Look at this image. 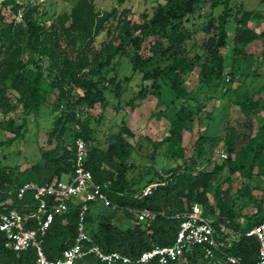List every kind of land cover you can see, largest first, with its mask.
Returning a JSON list of instances; mask_svg holds the SVG:
<instances>
[{
  "label": "trees",
  "instance_id": "trees-1",
  "mask_svg": "<svg viewBox=\"0 0 264 264\" xmlns=\"http://www.w3.org/2000/svg\"><path fill=\"white\" fill-rule=\"evenodd\" d=\"M92 1L78 0L68 13L64 12L58 15L48 24L40 18L28 17L23 10L22 21L17 24H14V21L6 23L0 14V51L4 54L0 60V111L2 113L14 112L17 109V104L11 103L6 95L7 88L14 91L17 102L24 112L38 113L45 97V90L40 87L42 67L39 64L44 59L48 61V70L53 74V80L50 81L49 86L55 88L58 94L54 103L55 107L58 106L57 102L60 99L68 97L67 88L64 86L65 80L68 78L72 88L82 89V95L74 101L75 105L86 103L92 107L96 102H99L100 106L104 108L102 91L94 87L95 84L89 79V76L100 74L113 62L115 56L124 53L131 55L132 71L140 72L143 82L150 81L149 87L146 85L140 87L137 99L142 100L148 94H152L158 76L167 80L177 97L185 96L183 75L193 71L200 56L195 54L193 57H189L184 54L182 45L184 37L176 35L178 26L174 25L172 21H179L186 14L192 13L201 0H165L164 3L158 4L150 15L142 14L143 23L132 24L131 28L137 32L136 35H133L130 30L123 29L122 34L130 41V51H125L120 44L116 46L107 44L101 49H93V63L88 64L83 57L85 51L88 49L92 37L100 31L101 23L108 15L107 13L99 15L94 9ZM209 2L210 9L221 5L222 12L215 24L210 20L209 25L205 28V31L212 29V35L202 43V48L208 54L206 56L209 57L208 61L201 66L198 79L207 87H217L224 80L225 74L230 75L231 72L225 71V61L219 53V48L227 44L226 24L229 22L230 6L229 0H209ZM259 2L264 4V0H259ZM253 14L251 11H242L240 14L236 12L235 27L231 35L233 52L243 53L246 45L264 39V26L260 32L249 26ZM150 35L163 38L167 44L169 43V47H166L164 52H170L171 60L161 69L143 71L142 69L148 65V62L139 53L144 38ZM71 56L74 59L82 56V59L80 58L76 63L75 70L70 62ZM30 64L33 67H30ZM87 64L90 66L89 69L85 73H79L81 69H86ZM5 81L8 82L7 86L4 85ZM159 103L160 100L157 101V104ZM240 106L242 111L260 116L258 127L255 133L248 137L239 148H234L230 139L226 141L229 154L226 159L222 160L224 161L223 165L230 173L240 171L243 176L248 177L255 170V174L263 176L264 99L242 101ZM188 115L189 113L171 120L168 134L161 141H155L156 145L169 141L173 148V155L180 159V163L170 169L168 177H159L150 194L146 196H141L140 191L151 182L145 183L136 194L125 191L127 185L121 172L123 161L128 156L126 150L128 143L121 133L113 136V141L108 144L105 150L94 148L90 151L88 148L86 166L96 183L102 185L110 182L104 192L110 201V206L116 205L114 206L116 213L101 218L96 228L88 230L86 228V231L92 243L99 246L102 251H118L129 258L126 263L117 261L112 264H158L155 259L147 263H139L137 258L144 250L172 244L180 222V218H177L176 215L180 216L187 212L192 204L201 205L204 213L212 218L214 227L219 231L222 229L219 224H223L227 219L230 220L233 217L228 203L219 199L217 189H215L212 201L207 196L212 188L211 182L216 175L214 171H201V167L204 163L207 164L211 161L212 156L197 167L194 165L196 160H194L193 154L190 157L184 155L181 143L183 131L190 130L185 120ZM77 118L78 113L75 111L71 110L64 114L62 111L60 117L54 122V129L50 134L55 132L61 120L64 124L75 122L79 126L80 133L74 138L80 137L87 143L91 130L86 120L79 121ZM63 133L64 126L62 125L58 129L56 137H62ZM204 141L205 137L201 136L198 137L196 143L200 144ZM196 151L197 158L200 159V153L203 154L202 146L197 145ZM41 157L42 163L31 165L20 171L17 176L4 173V170L0 168V212L10 209L24 211L26 204L32 205L33 200L30 192L25 193L22 199L16 197L15 190L23 183L42 184L54 179L69 177L74 165L73 140L68 147H61L59 155L42 151ZM115 173L118 175L116 176ZM8 200L9 204L6 203ZM211 205L219 210L217 215H213L214 209ZM209 207L212 214H209ZM90 209L86 213L85 226L91 219ZM132 209L150 210L155 216L146 221H136L132 225L122 220L118 225L114 221L121 216L119 212L129 218L135 217L134 213L130 211ZM77 212L78 206L69 204L67 211L57 215L47 229L43 247L48 258L57 257L64 248L73 242ZM263 221L264 214L254 216L252 221H248L246 226L239 230V237L236 241L225 243L216 250H212L210 256L201 246H194L185 253V261L182 264H226L223 262L220 252L238 256L244 264H252L256 259L258 241L254 236L246 235V232ZM34 260L33 249L16 253L3 247L0 239V264H35ZM74 264L106 263L86 254L77 259Z\"/></svg>",
  "mask_w": 264,
  "mask_h": 264
},
{
  "label": "rangeland",
  "instance_id": "rangeland-1",
  "mask_svg": "<svg viewBox=\"0 0 264 264\" xmlns=\"http://www.w3.org/2000/svg\"><path fill=\"white\" fill-rule=\"evenodd\" d=\"M77 1L0 0V14L6 23L14 21V24H17L22 21L23 10L28 17L40 18L48 24L58 15L68 13ZM164 1L93 0L94 9L99 15L105 13L108 15L85 51L83 57L87 63H93V49H101L107 44L112 46L120 44L125 51H130V41L122 34L123 29L130 30L136 35L137 32L131 28L132 24L143 23L142 14L150 15L156 6ZM229 6V22L226 24L227 44L219 48V53L225 61V71H231L230 75L225 74L230 80L221 81L217 87H207L199 81L198 75L201 66L209 57L206 56L208 54L202 48V43L212 35V29L205 31V28L210 20L216 23L222 12V6L218 5L210 9L209 0H201L192 13L186 14L179 21H172L178 26L176 35L184 37L182 41L184 54L189 57L195 54L200 56L193 71L183 75L186 91L183 98L177 97L167 80L158 76L152 94H148L142 100L137 99L140 87L143 85L149 87L150 81L143 82L142 74L132 71L131 55L126 52L127 54L115 56L113 62L100 74L89 76L95 84L94 87L102 91L104 108L99 102L92 107L86 103L75 105L74 101L82 95V89L72 88L68 78L64 84L68 97L60 99L57 102L58 106L55 107L57 90L49 86L53 74L48 70V61L45 59L40 61L42 67L40 87L45 90V97L37 114L24 112L17 102L14 91L8 88L6 90L7 97L11 103L17 104V109L14 112L2 113L0 168L4 173L17 176L20 171L31 165L42 163V151L59 155L61 147H68L73 138L80 133L77 123L64 124L61 120L55 132L50 134L60 113L63 111L64 114L71 110L78 113L79 121L86 120L91 130L87 141L90 151L94 148L105 150L117 133H121L127 141L128 156L123 161L121 175L126 182L125 191L128 193L136 194L145 183H155L159 177H168L170 169L180 163V159L173 155L169 141L160 145L155 144V141L164 139L168 134L171 120L179 116L189 113L185 120L190 130L183 131L181 144L186 157L193 154L196 160L195 166H201L205 159L213 156L217 150L223 149L228 155L226 145L228 139L232 141L234 148L241 147L245 140L255 133L260 119L256 114L242 111L240 103L264 99V39L246 45L243 53H239L232 50L231 35L235 27V14L236 12L240 14L242 11L254 13L249 26L260 32L264 26V4L259 0H229ZM166 47H169V43L167 44L163 38L154 35L144 38L139 54L143 59H147L148 65L142 70L153 71L163 68L171 60L170 52H164ZM3 56V52L0 51V60ZM81 57L76 59L70 57L74 70ZM88 64L86 69H81L79 73H85L90 67ZM30 67L33 65L30 64ZM7 84L8 82L5 81L4 85ZM158 100H160L159 104H157ZM62 125L64 133L62 137L57 138L58 129ZM201 136L205 137V141L196 143ZM197 145L202 146L203 154L200 153V159L196 154ZM223 163L224 161L213 158L207 164L204 163L201 171L215 172L216 176L211 182L212 188L207 196L212 201L217 189L219 199L228 203L233 217L219 225L238 239L239 230L245 227L248 221H252L256 215L264 214V175L258 176L255 170L248 177L243 176L240 171L230 173ZM115 175L117 176L118 173ZM114 206H105L98 202L92 204L91 219L86 224L87 230L96 228L101 218L116 213ZM211 207L214 209L213 215H217L219 210L212 205ZM208 211L212 214L210 207ZM119 214L121 216L114 219L118 225L121 224V220L131 225L136 223L134 216L129 218L122 212Z\"/></svg>",
  "mask_w": 264,
  "mask_h": 264
},
{
  "label": "built area",
  "instance_id": "built-area-1",
  "mask_svg": "<svg viewBox=\"0 0 264 264\" xmlns=\"http://www.w3.org/2000/svg\"><path fill=\"white\" fill-rule=\"evenodd\" d=\"M226 82L229 76L224 79ZM3 114L0 111V123ZM213 158L224 160L227 153L223 149L214 152ZM74 165L69 177L54 179L49 182L37 184L25 182L16 188L18 199H22L27 192L31 193L32 205H25L24 211L10 209L0 212V239L3 247L16 253L33 249L35 264H74L86 254H90L97 260L106 264L120 261L126 263L129 258L118 251L104 252L99 246L92 243L86 231L85 217L90 206L94 203L110 205V201L104 192L110 182L102 185L96 183L90 170L86 166L88 146L80 137L73 139ZM155 183L146 184L140 191L141 196L150 194ZM7 204L10 201H6ZM78 206L77 221L73 242L64 248L55 258H48L44 251V239L47 229L57 215L65 213L69 204ZM134 213L136 221L142 222L152 219L155 214L150 210H130ZM180 218L179 228L170 245L155 246L144 250L137 258L139 263H147L153 259L158 264H182L185 261V253L194 246H201L207 255L225 243H231L237 239L223 229L217 230L212 218L206 215L203 207L192 204L188 211ZM246 235H252L258 241L256 259L252 264H264V221L253 226ZM222 260L226 264H244L240 257L220 252Z\"/></svg>",
  "mask_w": 264,
  "mask_h": 264
},
{
  "label": "crops",
  "instance_id": "crops-1",
  "mask_svg": "<svg viewBox=\"0 0 264 264\" xmlns=\"http://www.w3.org/2000/svg\"><path fill=\"white\" fill-rule=\"evenodd\" d=\"M183 146V145H182Z\"/></svg>",
  "mask_w": 264,
  "mask_h": 264
}]
</instances>
